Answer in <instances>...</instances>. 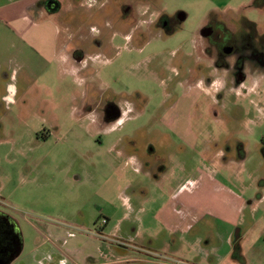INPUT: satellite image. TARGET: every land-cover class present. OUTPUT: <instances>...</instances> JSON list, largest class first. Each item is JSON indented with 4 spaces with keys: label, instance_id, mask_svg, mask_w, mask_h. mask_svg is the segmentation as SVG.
I'll use <instances>...</instances> for the list:
<instances>
[{
    "label": "rangeland",
    "instance_id": "rangeland-1",
    "mask_svg": "<svg viewBox=\"0 0 264 264\" xmlns=\"http://www.w3.org/2000/svg\"><path fill=\"white\" fill-rule=\"evenodd\" d=\"M252 2L49 0L59 18L30 10L33 23L0 10L9 22L0 27V211L17 221L23 246L46 242L65 257L103 245L127 264H264V89L238 96L228 121L206 113L203 124L194 106L203 96L168 93L165 78L189 59L201 16ZM120 10H186L189 20L173 36L144 38L131 28L136 14ZM108 95L123 116L92 123L83 113ZM159 117L178 126L155 125ZM135 140H153L169 170L137 171Z\"/></svg>",
    "mask_w": 264,
    "mask_h": 264
},
{
    "label": "flooded vegetation",
    "instance_id": "flooded-vegetation-1",
    "mask_svg": "<svg viewBox=\"0 0 264 264\" xmlns=\"http://www.w3.org/2000/svg\"><path fill=\"white\" fill-rule=\"evenodd\" d=\"M251 5L241 7L240 10L211 11L201 16L193 25L192 38L186 40L190 47L187 54L189 59L177 65L172 76L162 71L163 74L166 73L165 78L169 82L166 87L168 93L177 90L196 91L199 96H203L206 105L194 104L203 112L201 114L205 117L201 120L203 124L207 121L206 113L214 116L224 113L225 120L228 121L225 111L228 105H236V107L239 105L238 96L246 99L251 94L264 89L261 85L264 81V0H253ZM246 8L247 10H243ZM48 11L57 15L60 13V10ZM120 11L123 17L136 14V20L131 28L134 30V36L144 38L157 33L162 38L173 36L189 20L186 10ZM72 56L80 61L83 58V51L75 48ZM169 66L167 65L166 68ZM94 102H98L97 106L90 105L89 109L86 108L87 113H83V115L93 114L94 124L115 123L125 112L110 95L104 98L97 97ZM171 107L169 106L168 110L175 109L174 105ZM203 108H207L206 112ZM156 114L158 117L159 114ZM147 122L154 123L148 120ZM159 123H167L168 127L174 129L179 122L175 118L166 121L163 117H159L155 125ZM137 142L135 140L130 143L135 149L134 152L126 151L135 164L141 165L137 167V171H146L145 175L151 177L155 176L154 170L159 169L162 173L169 170L168 161L164 156H159L158 147L153 140H149L147 145H144V153V146L135 145ZM161 147H164L163 144ZM16 232L18 233V230Z\"/></svg>",
    "mask_w": 264,
    "mask_h": 264
},
{
    "label": "crops",
    "instance_id": "crops-1",
    "mask_svg": "<svg viewBox=\"0 0 264 264\" xmlns=\"http://www.w3.org/2000/svg\"><path fill=\"white\" fill-rule=\"evenodd\" d=\"M48 0H0V10H20L21 18L30 19V22H35L30 18L28 11L32 10L34 16H49L56 18V14L50 13L51 10L47 6ZM59 1V0H58ZM57 19V18H56ZM8 21L0 17V27ZM9 33V32H8ZM8 33L4 35H8ZM14 33H12L13 35ZM3 37V36H2ZM0 37V43L4 39ZM13 45V43H12ZM1 66V65H0ZM15 89L13 85L7 87L9 90ZM6 94L3 98H7ZM210 174H205V181H211L214 177ZM201 178V176H200ZM264 202V195L261 198ZM244 221V220H243ZM240 221V222H243ZM239 220L234 221L235 224L240 223ZM17 221L8 214L2 212L0 215V264H127L128 257L122 259L118 252L112 254L111 248L104 249L103 245L92 251L76 252L62 256V251L56 246H49L46 242L39 243L33 248H26L23 246V236ZM18 230V233L16 232ZM21 235V236H20ZM101 244V243H100ZM112 258V259H111ZM138 260V259H137ZM129 262H132L130 260ZM152 264H169L167 262L151 261Z\"/></svg>",
    "mask_w": 264,
    "mask_h": 264
},
{
    "label": "water",
    "instance_id": "water-1",
    "mask_svg": "<svg viewBox=\"0 0 264 264\" xmlns=\"http://www.w3.org/2000/svg\"><path fill=\"white\" fill-rule=\"evenodd\" d=\"M17 228L20 229L18 226H17ZM20 233H21V231H20ZM20 236H21V235H20Z\"/></svg>",
    "mask_w": 264,
    "mask_h": 264
}]
</instances>
